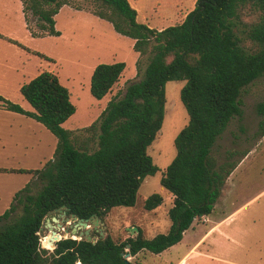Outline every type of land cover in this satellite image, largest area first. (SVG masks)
Returning <instances> with one entry per match:
<instances>
[{
  "label": "trees",
  "instance_id": "trees-1",
  "mask_svg": "<svg viewBox=\"0 0 264 264\" xmlns=\"http://www.w3.org/2000/svg\"><path fill=\"white\" fill-rule=\"evenodd\" d=\"M84 1L86 5L73 0H21L27 31L31 37L59 36L54 17L68 6L109 23L117 34L134 41L136 53L151 57L142 79L130 83L121 98L111 99L98 122L85 128L96 135L93 151L91 135L73 138L61 127L75 108L52 72L43 71L21 85L20 94L32 112L0 96L1 109L34 119L57 139L53 159L42 169L0 168V173L30 174L42 184L36 194L33 181L26 184L0 215V223H6L0 229V264H137L123 255L140 251L157 255L179 243L194 220L211 214L226 179L239 164L232 160L237 152H230L218 165L211 150L231 119L242 115L241 92L264 76V0H197L181 24L159 31L138 23L128 0ZM28 13L35 18L37 31L29 26ZM0 38L28 50L15 40ZM246 39L260 48L248 49ZM137 64L139 68L140 61ZM124 69L123 62L98 64L90 80L92 97H105ZM172 81H185L179 97L188 121L174 142L176 156L160 178V186L173 197L168 231L146 239L139 230L120 243L109 236L95 243L67 238L48 252L52 243L43 239L41 244L38 236L48 211L64 205L75 216L87 218L103 209L135 205L142 181L159 171L146 150L161 128L164 85ZM256 111L263 117L257 129L262 137L264 100ZM162 201L154 193L143 207L152 211ZM18 207L21 214L13 220Z\"/></svg>",
  "mask_w": 264,
  "mask_h": 264
},
{
  "label": "rangeland",
  "instance_id": "rangeland-1",
  "mask_svg": "<svg viewBox=\"0 0 264 264\" xmlns=\"http://www.w3.org/2000/svg\"><path fill=\"white\" fill-rule=\"evenodd\" d=\"M73 1L79 5L87 4L84 0ZM128 2L137 12V22L157 31L181 24L197 4V0ZM27 17L31 29L37 31L35 18L30 13ZM54 19L59 36L31 37L24 22L21 0H0V35L28 49L0 38V96L32 112L19 89L39 73L52 72L68 90L75 108L74 114L61 127L71 131L73 138H83L91 135L85 128L98 122L108 102L121 98L130 83L142 79L151 56L141 57L133 50V40L117 34L109 23L89 13L63 6ZM244 45L250 50L260 48L248 39L244 40ZM117 62L125 63L118 82L101 100L95 99L90 93L94 68L101 63ZM184 85L185 81L164 85L163 122L146 150L159 171L142 181L133 207L113 208L100 219L102 238L109 236L120 243L138 234L133 228L140 230L146 239L168 231L171 222L167 213L173 197L160 186V178L176 156L174 142L188 121L179 97ZM263 100L264 76L241 92L242 115L231 119L212 147L211 155L218 165L227 161L230 152H237L232 160L239 164L226 179L211 214L194 220L182 240L160 254L140 251L135 256L124 255V259L137 264H264V136L257 134L258 123L263 117L256 111L257 104ZM91 136L90 150L93 151L97 148V138L95 134ZM56 144V137L37 121L5 113L0 108V168L40 170L53 159ZM31 180L30 174L0 173V215L11 205L13 193ZM41 186L34 180L32 194H36ZM154 193L163 198L162 204L146 211L144 201ZM21 208L12 214L13 220L20 216ZM4 224L0 223V229ZM38 236L41 244L47 237L45 232H39ZM65 238H70V234L60 240ZM56 243H53L54 247ZM54 247L45 249L51 252Z\"/></svg>",
  "mask_w": 264,
  "mask_h": 264
},
{
  "label": "flooded vegetation",
  "instance_id": "flooded-vegetation-1",
  "mask_svg": "<svg viewBox=\"0 0 264 264\" xmlns=\"http://www.w3.org/2000/svg\"><path fill=\"white\" fill-rule=\"evenodd\" d=\"M106 213L107 212L105 211V209H103L102 211H99L97 214H92L87 218H81L75 216L73 213L69 211V208L62 205L46 213L44 220L39 228V232H45L46 236H50V238L52 236V233H54L55 235H60V237H66V234H70V239H72L73 231H75L76 234H79V233H84L85 230H89V234L94 239V243H95L98 239H103L102 237L104 236V232L102 230L103 228L102 224L99 222V224L95 226L94 225L95 219L98 218L100 221V219ZM83 222H87V226L86 228L82 229ZM59 241L60 239L57 240L56 242ZM127 249L128 246L126 247V250ZM126 254L128 253H125L124 255Z\"/></svg>",
  "mask_w": 264,
  "mask_h": 264
},
{
  "label": "water",
  "instance_id": "water-1",
  "mask_svg": "<svg viewBox=\"0 0 264 264\" xmlns=\"http://www.w3.org/2000/svg\"><path fill=\"white\" fill-rule=\"evenodd\" d=\"M99 224V219L98 218H96L95 219V226L96 225H98ZM86 226H87V222H83L82 223V228H86ZM134 229V231L136 232V233H138V229L137 228H133ZM55 234L54 233H52V236H51V243H52V245H53V243L54 242H56L57 240H54L55 239V236H54ZM72 236H75L76 238H77V240H85V241H87V242H92V243H94V239L90 236V234H89V230H85V232L84 233H79V234H76V232L75 231H73L72 232ZM73 239V238H72ZM53 247H54V245H53ZM125 256H128V254H126Z\"/></svg>",
  "mask_w": 264,
  "mask_h": 264
},
{
  "label": "bare ground",
  "instance_id": "bare-ground-1",
  "mask_svg": "<svg viewBox=\"0 0 264 264\" xmlns=\"http://www.w3.org/2000/svg\"><path fill=\"white\" fill-rule=\"evenodd\" d=\"M83 229V228H82ZM73 239H77L75 236L72 237ZM61 239L60 235H55V239L54 240H59ZM48 245L51 244V239H50V236H47L46 239H44ZM53 247V245H52Z\"/></svg>",
  "mask_w": 264,
  "mask_h": 264
},
{
  "label": "crops",
  "instance_id": "crops-1",
  "mask_svg": "<svg viewBox=\"0 0 264 264\" xmlns=\"http://www.w3.org/2000/svg\"><path fill=\"white\" fill-rule=\"evenodd\" d=\"M5 113H12V112H8V111H5ZM13 114H17V113H13ZM18 115H20V114H18ZM21 116H23V117H26V116H24V115H21ZM26 118H28V119H32V118H29V117H26ZM32 120H34V119H32ZM35 121V120H34ZM35 179L33 178V180H31L30 182H32V181H34ZM28 183V182H27ZM26 183V184H27ZM24 187V186H23ZM23 187H21V188H23ZM15 193H13V195H14ZM13 195H12V197H13Z\"/></svg>",
  "mask_w": 264,
  "mask_h": 264
}]
</instances>
